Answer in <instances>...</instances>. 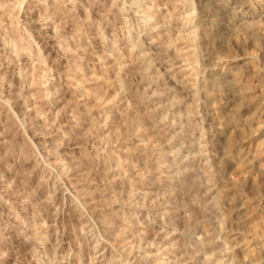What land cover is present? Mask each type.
Wrapping results in <instances>:
<instances>
[{
	"label": "rangeland",
	"instance_id": "rangeland-1",
	"mask_svg": "<svg viewBox=\"0 0 264 264\" xmlns=\"http://www.w3.org/2000/svg\"><path fill=\"white\" fill-rule=\"evenodd\" d=\"M130 1L0 0V264H264V0Z\"/></svg>",
	"mask_w": 264,
	"mask_h": 264
},
{
	"label": "bare ground",
	"instance_id": "bare-ground-1",
	"mask_svg": "<svg viewBox=\"0 0 264 264\" xmlns=\"http://www.w3.org/2000/svg\"><path fill=\"white\" fill-rule=\"evenodd\" d=\"M73 0H54V2H53V6H51V8L52 7H54V5L55 6H64V5H67V4H69V3H71ZM184 1H186V0H184ZM14 2V1H13ZM19 2V1H18ZM128 2V1H127ZM135 3V5L136 6H140L139 8H137V7H133L132 6V3H131V1L129 2L130 4H128V6H129V8L131 9V14L133 15V16H135V17H138L139 19H141L143 22H145V23H148V22H153V18H154V14H152V13H150V12H148L149 10H148V8H146V7H144V6H142L143 7V9H141L142 7H141V3H139L137 0H135L134 1ZM40 3V2H39ZM14 4V3H13ZM17 4V3H16ZM19 4V3H18ZM126 4V3H125ZM242 4V3H241ZM127 5V4H126ZM12 6V5H11ZM14 7H16V5L15 6H13V8ZM2 8V7H1ZM48 8H50V7H48ZM234 8H236V10L237 9H239L240 8V4L238 5V6H235ZM3 9V8H2ZM6 8H4V10H5ZM9 9V8H8ZM47 9V8H46ZM53 9V8H52ZM55 9V8H54ZM128 9V8H127ZM12 10V9H11ZM51 10V9H50ZM58 10V9H57ZM148 10V11H147ZM1 11V10H0ZM6 11V10H5ZM49 11V10H48ZM52 11H54V10H52ZM52 11H51V13H52ZM61 11V10H60ZM204 11H205V13H204ZM233 12H231V13H229L231 16H234L235 15V10H232ZM2 12H3V10H2ZM7 12V11H6ZM9 12V11H8ZM7 12V13H8ZM62 12V11H61ZM6 13V14H7ZM48 13V12H47ZM56 13V12H55ZM201 14H205V16H209V15H207L208 14V12H207V10H202L201 9V12H200ZM228 13V12H227ZM6 14H4V15H6ZM70 14V12L68 11V15ZM3 15V14H2ZM8 15H10L9 13H8ZM54 15V14H53ZM200 15V14H199ZM26 16V15H25ZM53 16L51 15V18H52ZM212 17V16H211ZM224 17V16H223ZM230 17V16H229ZM229 17H227V18H229ZM28 18V17H27ZM49 20H50V18H48ZM74 19V18H73ZM160 19V18H159ZM224 19H225V17H224ZM45 20H46V18H45ZM80 20V19H79ZM78 20V21H79ZM86 20V19H85ZM71 21V20H70ZM45 22V21H44ZM77 22V21H76ZM82 22V21H81ZM124 22V21H123ZM140 23V22H139ZM44 24H47V23H44ZM141 24V23H140ZM251 24V23H250ZM10 25V24H9ZM157 25V24H156ZM160 25V24H159ZM161 25H162V23H161ZM247 25V30L249 29V27H250V25L249 24H246ZM248 25H249V27H248ZM254 24H252V26H253ZM99 28V27H98ZM156 28H158V27H156L155 25H152L151 26V28H149V30L148 31H155L156 30ZM160 28H161V26H160ZM251 28V27H250ZM36 29H38V28H36ZM224 29V28H223ZM243 30H244V28H242ZM40 30V28L37 30V31H39ZM51 30V28L50 29H42V31H43V33H46V34H48V32ZM250 30V29H249ZM251 31V30H250ZM51 32V31H50ZM193 32H195V30H193ZM255 33V32H254ZM254 33H252V34H254ZM5 34V33H4ZM52 34H54V33H52ZM51 34V35H52ZM200 34V33H199ZM251 34V35H252ZM42 35V34H41ZM50 34H48L47 35V38L49 37H52V36H49ZM255 35V34H254ZM253 35V36H254ZM177 36V35H176ZM249 36V35H248ZM159 37V36H158ZM158 37H156L157 39H158ZM180 37V36H179ZM205 37V36H204ZM255 37V36H254ZM177 39V38H176ZM179 39V38H178ZM193 39V38H192ZM211 39H213V38H211ZM216 39V38H215ZM153 40H155V39H153ZM199 40H201L200 38H199ZM198 40V41H199ZM205 40V39H204ZM157 41V40H156ZM156 41H152V42H150L149 43V47H150V49H151V52L152 51H156L157 49L158 50H160V48H157V47H155V45L157 44L156 43ZM218 41V40H217ZM220 42V41H219ZM59 43V42H58ZM59 45V44H58ZM56 46V45H55ZM60 46V45H59ZM59 46L58 47H55V49H56V52H59V51H57V50H59L60 48H59ZM15 47V46H14ZM168 47V46H167ZM24 48V47H23ZM54 48V47H53ZM163 48V49H162ZM161 48V50H163L164 51V49L166 48V47H162ZM203 48V47H202ZM62 49V48H61ZM160 50V51H161ZM165 50H167V49H165ZM14 52H15V50H14ZM17 53H15L14 55H13V59L14 60H20L21 59V56L19 55L20 53H19V51H16ZM157 52V51H156ZM188 52V51H187ZM191 52V51H190ZM206 52V51H205ZM177 53V52H176ZM207 53V52H206ZM149 55H150V52L148 53ZM153 54V53H152ZM155 54V53H154ZM161 54V53H160ZM192 54H193V52H192ZM146 56H147V54H145L144 53V56H143V58H146ZM153 56H155V55H153ZM141 57V56H140ZM185 57H187V55L185 56ZM188 57H190V56H188ZM187 57V59H190V58H188ZM194 58H195V56H194ZM12 59V60H13ZM186 59V60H187ZM144 60V59H143ZM191 60V59H190ZM6 60L5 59H3V58H0V62H5ZM192 61V60H191ZM14 62V61H13ZM12 62V63H13ZM45 62V61H44ZM7 65H9L7 62H5ZM11 63V62H10ZM15 63V62H14ZM13 63V64H14ZM26 63V61L24 62V63H19V64H21L20 66H19V64H18V66H19V68H26L28 65L27 64H25ZM28 63V62H27ZM193 63V62H192ZM195 63V62H194ZM4 64V63H3ZM12 64V65H13ZM151 64V63H150ZM197 64V63H196ZM6 65V66H7ZM15 65V64H14ZM33 65V64H32ZM190 65L192 66V64H191V62L188 64V66L190 67ZM16 66V65H15ZM118 66V65H117ZM181 66H185V64L184 65H181ZM194 66H195V64H194ZM207 66V65H206ZM29 67V66H28ZM68 67H69V65H68ZM67 67V68H68ZM187 67V66H186ZM198 67V66H197ZM177 68V67H176ZM181 68V67H180ZM200 68V67H199ZM198 68V69H199ZM145 69H146V67H145ZM203 69H204V67H203ZM13 70V69H12ZM191 70V69H190ZM193 70H195V69H193ZM23 71H24V69H23ZM184 71H186L185 69H183V70H179V72H184ZM203 73V72H202ZM49 74V73H48ZM198 74V73H197ZM193 75V74H192ZM29 76V75H28ZM202 76V75H201ZM23 78V77H22ZM197 78V77H196ZM146 79V78H145ZM170 79V78H169ZM169 79H167V80H169ZM199 80V79H198ZM66 81V80H65ZM170 81V80H169ZM193 81V80H192ZM195 81V80H194ZM74 82V81H73ZM172 82V81H171ZM191 83V82H190ZM76 85H77V83H75ZM174 84V83H173ZM193 84V83H192ZM66 85H69V86H67L66 88H69L70 89V87L73 85V83H72V81L70 82H68V84H66ZM65 85V86H66ZM76 85H75V87H76ZM162 85V84H161ZM175 85V84H174ZM65 86H64V88H65ZM74 86V85H73ZM75 87H73V88H75ZM174 87V86H173ZM192 87V86H191ZM43 88V87H42ZM63 88V89H64ZM172 88V87H171ZM66 90V89H65ZM67 91V90H66ZM159 96V95H158ZM162 97V96H161ZM160 97V98H161ZM171 104V103H170ZM8 106V105H7ZM24 113V112H23ZM16 120V119H15ZM203 122V121H202ZM164 154V153H163ZM166 155V154H165ZM164 155V156H165ZM174 161V160H173ZM53 162V161H52ZM54 162H56V160L54 161ZM57 162H60V161H57ZM55 163L54 164V166L55 167H58V170H59V168L61 169L62 167L60 166L61 165V163L59 164V163ZM71 162V161H70ZM51 163V162H50ZM53 164V163H52ZM51 164V165H52ZM176 165V164H175ZM64 166V165H63ZM168 166V165H167ZM166 166V167H167ZM173 165L171 164V166H168L169 168H171ZM73 168V167H72ZM174 168V167H173ZM63 169V168H62ZM173 170V169H172ZM61 171V170H60ZM64 172V171H63ZM168 173L170 172V171H167ZM180 172V171H179ZM65 173V172H64ZM70 173V172H69ZM172 173V172H171ZM176 174V173H175ZM70 176V175H69ZM175 176H173V175H171L170 174V176H168V179L170 178L171 180L174 178ZM169 179V180H170ZM175 179H176V177H175ZM64 180H66L67 182H68V184L67 185H69L70 186V189L71 190H75V188H74V184L72 183V178H69L68 179V177L67 176H65V178H64ZM173 181H174V179H173ZM77 184V183H76ZM181 184V183H180ZM200 185V184H199ZM78 188V187H77ZM78 190V189H77ZM79 191V190H78ZM78 191H76L77 193H78ZM61 192V191H60ZM72 195V194H71ZM79 195V194H78ZM89 228H91V227H89Z\"/></svg>",
	"mask_w": 264,
	"mask_h": 264
}]
</instances>
